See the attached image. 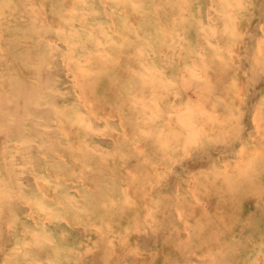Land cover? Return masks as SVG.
Here are the masks:
<instances>
[{"label": "rangeland", "instance_id": "1", "mask_svg": "<svg viewBox=\"0 0 264 264\" xmlns=\"http://www.w3.org/2000/svg\"><path fill=\"white\" fill-rule=\"evenodd\" d=\"M0 28V264H264V0H0Z\"/></svg>", "mask_w": 264, "mask_h": 264}, {"label": "bare ground", "instance_id": "2", "mask_svg": "<svg viewBox=\"0 0 264 264\" xmlns=\"http://www.w3.org/2000/svg\"><path fill=\"white\" fill-rule=\"evenodd\" d=\"M30 1H31V0H30ZM33 2H36V1H33ZM37 2H40V1H37ZM40 3H41V2H40ZM67 3H68V2H67ZM35 4H36V3H35ZM44 4H45V3H44ZM38 5H39V4H38ZM68 5H69V4H68ZM40 6H41V5H40ZM42 6H43V4H42ZM29 7H30V6H29ZM33 7H35V5H34ZM33 7H32V8H33ZM43 7H44V6H43ZM45 7H46V5H45ZM27 8H28V7H27ZM105 8H106V7H105ZM118 8H119V6H118ZM33 9H34V8H33ZM36 9H37V8H36ZM40 9H42V7H41ZM44 9H45V8H44ZM44 9H43V10H44ZM119 9H120V8H119ZM101 10H102V9H101ZM117 10H118V9H117ZM31 11H32V10H31ZM31 11H30V12H31ZM42 12H43V11H42ZM44 12H45V11H44ZM210 12H211V11H210ZM35 13H36V12H35ZM43 14H44V13H43ZM124 14H125V13H124ZM207 14H209V13H207ZM34 15H35V14H34ZM171 15H172V14H171ZM42 16H43V15H42ZM44 16H45V15H44ZM71 16H73V15H71ZM33 17H34V16H33ZM35 17H36V16H35ZM48 17H49V16H48ZM156 17H157V16H156ZM46 18H47V17H46ZM55 18H56V17H55ZM71 18H72V17H71ZM212 19H213V18H212ZM40 20H41V19H40ZM42 20H43V19H42ZM50 20H51V19H50ZM11 21H12V20H11ZM52 22H53V21H52ZM109 22H110V21H109ZM38 24H39V23H38ZM57 24H58V23H57ZM165 24H166V23H165ZM1 25H2V24H1ZM237 27H238V26H237ZM0 29H1V28H0ZM6 35H7V34H6ZM37 36H38V35H37ZM57 36H58V35H57ZM55 37H56V36H55ZM99 38H100V37H99ZM1 39H2V38H1ZM39 39H40V38H39ZM45 39H46V38H45ZM47 39H48V38H47ZM42 40H43V39H42ZM48 40H49V39H48ZM51 40H52V39H51ZM53 40H54V39H53ZM220 41H221V40H220ZM54 42H55V41H54ZM28 43H29V42H28ZM61 43H62V42H61ZM47 44L49 45V43H47ZM216 44H217V43H216ZM64 47H65V46H64ZM71 48H73V47H71ZM81 48H82V47H81ZM257 50H258V49H257ZM85 51H86V50H85ZM258 51H260V50H258ZM201 53H202V52H201ZM257 53H258V52H257ZM92 54H94V53H92ZM101 54H102V53H101ZM101 54H100V56H101ZM70 55H71V54H70ZM94 55H95V54H94ZM98 55H99V54H98ZM104 55H105V54H104ZM88 56H89V55H88ZM96 57H97V56H96ZM102 57L104 58V56H102ZM80 58H82V57H80ZM98 58H100V57H98ZM98 58H97V59H98ZM84 59H85V58H84ZM93 59H96V58H93ZM252 59H253V58H252ZM71 61H72V63H73V60H71ZM74 61H75V60H74ZM84 61H85V60H84ZM86 61H88V59H86ZM86 61H85V62H86ZM190 61H191V60H190ZM198 61H199V60H198ZM186 62H187V61H186ZM64 63L67 64L68 62H64ZM72 63L70 62V65L73 66ZM83 63H84V62H83ZM88 63H89V62H88ZM61 64H62V63H61ZM66 64H65V65L63 64V66H66ZM76 64H77V63H76ZM84 64H85V63H84ZM67 65H68V64H67ZM78 65H79V64H78ZM72 66H71V67H72ZM74 66H75V65H74ZM74 66H73V67H74ZM76 66H77V65H76ZM191 66H192V64H191ZM192 67H193V66H192ZM63 68H64V67H63ZM76 68H77V67H76ZM76 68H74V70L76 71V72L74 71L75 73H78V72H80V71H83V70H79L78 68H77V70H76ZM64 69H65V68H64ZM187 69H188V68H187ZM237 69H238V68H237ZM78 70H79V71H78ZM86 70H87V69H86ZM72 71H73V69H72ZM91 71H92V70H88L87 72H88V73H89V72L91 73ZM236 71H237V70H236ZM84 72H86V71H84ZM92 72H93V71H92ZM238 72H239V71H238ZM70 73H71V72H70ZM72 73H73V72H72ZM72 73H71V74H72ZM75 73H74V75H75ZM90 73H89V74H90ZM239 73H240V72H239ZM78 74H80V73H78ZM81 74H82V72H81ZM182 74H183V73H182ZM183 75H184V74H183ZM76 76H77V74H76ZM84 76H85V75H84ZM200 76H201V75H200ZM73 77H74V76H73ZM215 77H216V75H215ZM79 78L82 79V80L85 79L83 76H82V77H79ZM236 78H237V77H236ZM134 79H135V81H136V80L138 79V77L135 76ZM220 79H221V78H220ZM228 79H229V78H228ZM78 81H81V80H78ZM72 83H73V82H72ZM82 83H83V82H82ZM235 83H236V81H235ZM153 84H154V83H153ZM235 85H236V84H235ZM77 86H78V85H77ZM79 86H80V85H79ZM79 86H78V87H79ZM83 86H84V85H83ZM83 86H80V88L82 87L81 89H83ZM235 87H236V86H235ZM235 87H234V88H235ZM157 88H158V87H157ZM189 89H190V88H189ZM219 90H220V89H219ZM82 91H83V90H82ZM80 92H81V91H80ZM152 92H153V91H152ZM152 92H151V93H152ZM151 93H150V95H151ZM189 93H190V92H189ZM222 93H223V92H222ZM234 93H235V92H234ZM236 94H237V93H236ZM236 94H235V95H236ZM86 95H87V96H86ZM86 95H85V96H86V97H89V99H90V96L88 95V93H86ZM139 95H140V94H139ZM152 95H153V94H152ZM156 95H157V94H156ZM186 95H187V94H186ZM137 96H138V95H137ZM194 96H195V95H194ZM177 97H178V96H177ZM188 97H189V96H188ZM237 97H238V95H237ZM79 98H80V97H79ZM134 98H135V96H134ZM139 98H140V97H138V98H136V99L138 100ZM152 98H153V97H152ZM175 98H176V96H175ZM179 98H180V97H179ZM262 98H263V97H262ZM81 99H84V98H81ZM89 99H88V101H89ZM153 99H154V98H153ZM187 99H188V98H187ZM207 100H208V99H207ZM234 100H235V99H234ZM133 101H134V100H133ZM152 101H153V100H152ZM181 101H182V100H181ZM209 101H210V100H209ZM237 101H239V99H237ZM261 101H263V100H261ZM91 102H92V100L89 102V104H90ZM206 102H207V101H206ZM82 103H84V102L82 101ZM138 103H139V102H138ZM193 103H194V102H193ZM149 104H150V103H149ZM154 104H155V102H154ZM209 104H210V103H209ZM234 104L237 105V103H234ZM95 105H96V104H95ZM95 105H94V108H95ZM156 105H157V104H156ZM210 105H211V104H210ZM182 106H183V104H182ZM184 106H185V105H184ZM104 107H105V106H104ZM157 107H158V106H156V108H157ZM182 108H183V107H182ZM214 108H215V107H214ZM214 108H213V109H214ZM159 109H160V108H159ZM169 109H170V108H169ZM89 110H90V109H89ZM204 110H205V109H204ZM204 110H203V111H204ZM206 110H207V109H206ZM257 110H260V109H257ZM170 111H171V110H170ZM181 111L184 113L183 110H181ZM262 111H263V110H262ZM262 111H261V112H262ZM209 112H210V111H209ZM257 112H258V111H257ZM257 112H256V113H257ZM192 113H193V112H192ZM258 113H259V112H258ZM195 114H196V113H195ZM198 114H199V112H198ZM210 114H211V112H210ZM216 114H217V113H216ZM177 115H178V114L176 113V117H178ZM179 115H180V114H179ZM188 115H190V114L188 113ZM191 115H192V114H191ZM191 115H190V116H191ZM200 115H201V114H200ZM217 115H218V114H217ZM185 116H186V115L184 114V117H185ZM192 116H193V115H192ZM201 116H204V115H201ZM262 116H263V115H262ZM76 117H77V116H75V117L73 116V118H76ZM110 117H112V116H110ZM176 117H175V118H176ZM184 117H183V118H184ZM217 117H218V116H217ZM263 117H264V116H263ZM171 118H172V117H171ZM190 118H192V117H190ZM204 118H205V120L207 121V119H208L209 117H204ZM213 118H214V117H213ZM256 118H257V117H256ZM260 118H261V117H260ZM118 119H120V118L118 117ZM194 119H195V117H194ZM214 119H215V118H214ZM84 120H85V119H84ZM180 120H181V119H180ZM180 120H179V121H180ZM183 120H185V119H183ZM190 120H191V119H190ZM205 120H204V121H205ZM211 120H212V119H211ZM250 120H251V118H250ZM260 120H261V119H260ZM185 121H186V120H185ZM191 121H192V120H191ZM191 121H190V122H191ZM219 121H220V119H219ZM231 121H232V120H231ZM255 121H256V120H255ZM177 122H178V121H177ZM181 122H182V121H181ZM181 122H180V124H181ZM208 122H209V121H208ZM213 122H214V121H213ZM215 122H216V120H215ZM217 122H218V121H217ZM232 122H233V121H232ZM173 123H175V122H173ZM182 123H183V122H182ZM85 124H86V123H85ZM85 124H83V125L85 126ZM163 124H164V123H163ZM185 124H186V123H185ZM185 124H184V125H185ZM193 124H195V122H194ZM208 124H209V123H208ZM230 124H232V123H230ZM233 124H234V123H233ZM181 125H182V124H181ZM214 125H215V124H214ZM214 125H213V126H214ZM182 126H183V125H182ZM194 126H196V125H194ZM206 126H207V125H206ZM255 126H256V125H255ZM184 127H185V126H184ZM214 127H215V126H214ZM185 128H186V127H185ZM71 129H73V128H71ZM190 129H191V126H190ZM196 129H197V128H196ZM215 129H216V128H215ZM191 130H192V129H191ZM191 130H190V131H191ZM255 130H256V129H255ZM71 131H72V130H71ZM140 131H142V130H140ZM147 131H148V130H147ZM149 131H150V130H149ZM149 131H148V134H146V135H149ZM174 131L176 132V130H174ZM186 131H187V130H186ZM211 131H212V129H211ZM216 131H217V130H216ZM216 131H215V132H216ZM67 132H69V131H67ZM64 133H65V132H64ZM125 133H126V132H125ZM162 133H165V132H162ZM186 133H187V132H186ZM209 133H210V132H209ZM217 133H218V132H217ZM151 134H152V133H151ZM151 134H150V135H151ZM157 134H158V133H156V135H157ZM166 134H168V133H166ZM166 134H165V135H166ZM190 134H192V133H190ZM257 134H258V133H257ZM64 135H65V134H64ZM146 135H145V136H146ZM154 135H155V134H154ZM160 135H164V134H160ZM187 135H188V134H187ZM200 135H201V134H200ZM214 135H215V134H214ZM251 135H252V134H251ZM111 136H112V135H111ZM152 136H153V134L151 135V137H152ZM169 136H170V134H169ZM182 136H183V135H182ZM75 137H76V136H75ZM160 137H161V136H160ZM207 137H208V136H207ZM149 138H150V137H149ZM156 138H157V137L155 136V139H156ZM182 138H183V137H182ZM185 138H186V137H185ZM250 138H251V137H250ZM153 139H154V138H153ZM155 139H154V140H155ZM174 140H175V139H174ZM258 140H259V139H258ZM177 141H178V140H177ZM182 141H183V139H182ZM193 141H194V140H193ZM193 141H192V142H193ZM200 141H201V140H200ZM155 142H160V140H159V141H156V140H155ZM194 142H195V141H194ZM194 142H193V143H194ZM257 142H258V141H257ZM182 143H183V142H182ZM196 143H197V142H196ZM196 143H195V145H196ZM250 143H251V142H250ZM254 143H255V142H254ZM168 144H169V143H168ZM170 145H171V144H170ZM175 145H176V144H175ZM175 145H172V146H175ZM246 145H247V144H246ZM246 145H244V146H246ZM138 146H140V145H138ZM172 146H171V147H172ZM180 146H181V145H180ZM188 146H189V145H188ZM190 146H191V145H190ZM190 146H189V147H190ZM239 146H240V145H239ZM251 146H254V145H251ZM181 147H182V146H181ZM185 147H187V146H185ZM254 147H255V146H254ZM251 149H252V148H251ZM253 150H254V149H253ZM253 150H252V151H253ZM167 151H168V150H167ZM181 151H182V149H181ZM182 152H183V151H182ZM186 152H187V151H186ZM240 152H241V150H240ZM184 153H185V152H184ZM187 153H188V152H187ZM241 153H242V152H241ZM241 153H240V154H241ZM253 153H254V152H253ZM258 153H259V152H258ZM260 153H261V152H260ZM141 154H142V153H141ZM256 154H257V153H256ZM256 154H254V155H256ZM60 156H61V155H60ZM256 156H257V155H256ZM238 157H239V156H238ZM238 157H236V158H238ZM65 158H66V157H65ZM139 159H140V158H139ZM166 159H167V158H166ZM260 159H261V158H260ZM228 160H229V159H228ZM81 161H82V160H81ZM132 161H133V160H132ZM224 161H225V160H224ZM232 162H233V161H232ZM130 163H131V162H130ZM161 163H162V162H161ZM126 164H127V163H126ZM225 164H226V162H225ZM237 164H238V163H237ZM127 165H128V164H127ZM145 166H146V165H145ZM147 166H149V165H147ZM247 166H248V165H247ZM152 168H153V167H152ZM122 169H123V168H122ZM126 169H127V168H126ZM153 169L156 171L155 168H153ZM228 169H229V168H228ZM130 170H131V169H130ZM141 170H142V169H141ZM154 170H153V171H154ZM216 170H217V169H216ZM247 170H248V169H247ZM123 171H124V170H123ZM147 171H150V170H147ZM141 172H142V171H141ZM141 172H140V173H141ZM150 172H151V171H150ZM150 172H149V173H150ZM223 172H224V171H223ZM130 173H131V172H130ZM143 173H144V172H143ZM219 173H220V172H218V174H219ZM236 173H237V172H236ZM144 174H145V173H144ZM218 174H217V175H218ZM221 174H222V173H221ZM241 174H242V172H241ZM120 175H121V173H120ZM130 175H132V174H130ZM150 175H152V173H151ZM150 175H149V176H150ZM223 175H224V173H223ZM223 175H222V176H223ZM237 176H240V175H237ZM151 177H152V176H151ZM145 181H146V180H145ZM145 181H144V183H145ZM148 181H149V179H148ZM34 182H35V181H34ZM138 182H139V181H138ZM39 183H40V181H39ZM40 184H41V183H40ZM235 187H236V186H235ZM36 189H37V187H36ZM234 189H235V188H234ZM135 191H136V190H135ZM137 191H138V190H137ZM138 194H139V193H138ZM144 196H145V195H144ZM195 197H196V196H195ZM141 198H143V197L141 196ZM144 200H145V199H144ZM204 208H205V207H204ZM204 208H203V209H204ZM205 209H206V208H205ZM194 212H195V211H194ZM28 235H29V234H28ZM27 237H28V236H27ZM46 241H47V240H45V242H46ZM29 247H30V246H29ZM30 248H31V247H30ZM1 250H2V249H1ZM5 255H6V254H5ZM51 255H52V254H51ZM2 256H3V255H2ZM5 257H6V256H5ZM5 257H4V258H5ZM34 261H35V260H34ZM29 263H30V262H29Z\"/></svg>", "mask_w": 264, "mask_h": 264}]
</instances>
